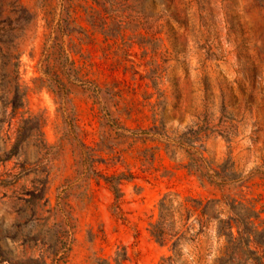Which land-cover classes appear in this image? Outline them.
<instances>
[{"label": "rangeland", "instance_id": "rangeland-1", "mask_svg": "<svg viewBox=\"0 0 264 264\" xmlns=\"http://www.w3.org/2000/svg\"><path fill=\"white\" fill-rule=\"evenodd\" d=\"M54 43L81 80L61 74L65 89L44 71ZM199 126L240 180L202 182L170 155ZM263 162L264 0H0V264H114L123 249L160 264L165 194L231 196L264 219ZM121 173L117 215L105 176ZM209 226L204 264L220 253Z\"/></svg>", "mask_w": 264, "mask_h": 264}, {"label": "trees", "instance_id": "trees-1", "mask_svg": "<svg viewBox=\"0 0 264 264\" xmlns=\"http://www.w3.org/2000/svg\"><path fill=\"white\" fill-rule=\"evenodd\" d=\"M56 44L48 49L44 63V71L48 74L54 83L65 89V82L61 74L68 80L81 81L74 68L69 65L67 53L64 49L56 50ZM56 55L58 65L54 70L50 65V58ZM98 86H96L97 88ZM14 109L18 107L17 102L13 103ZM62 112L69 113V108L63 106ZM161 129L165 125L161 121ZM160 127L155 125L154 129H143L142 133H163ZM208 127L205 129L199 126L191 131V137L184 138L180 142V153L178 156L176 150L167 151L175 160H180L182 166L190 173L196 174L199 179L207 181L218 186L237 182L242 174L238 172L234 165L224 162L217 164L208 159L204 151L206 147L203 143L209 136ZM206 133V134H205ZM227 142L229 134H224ZM230 146V145H229ZM264 164V162H263ZM95 173H99L96 172ZM98 175V174H97ZM132 176L117 174L105 176V180L110 186L115 196L114 212L121 215L120 200L123 196L121 182L124 179H130ZM227 208V214L222 216L223 209ZM68 218L71 214L65 213ZM216 221L214 226L215 237L219 243L220 253L214 256L213 264H264V256L253 245L264 246V219L261 217V211L256 209V204L246 206L241 204L238 208L237 199L231 196L222 198H202L193 195H182L179 192H170L160 200V216L155 223H151L150 234L161 244H167L170 247L171 254L162 258L160 264H204L206 262V243L212 237L210 235V223ZM259 221V222H257ZM69 230L63 234V245L65 250H69L68 236ZM187 241L188 249L184 251L181 246L182 241ZM208 247V246H207ZM127 259L125 249L118 251L113 258L114 264H124ZM51 264H60L59 259H53ZM89 264H113L111 259L95 254Z\"/></svg>", "mask_w": 264, "mask_h": 264}]
</instances>
